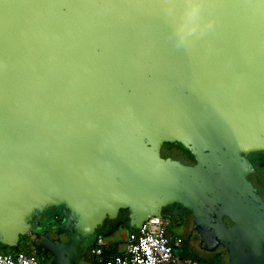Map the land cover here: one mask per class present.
Here are the masks:
<instances>
[{"label":"water","instance_id":"obj_1","mask_svg":"<svg viewBox=\"0 0 264 264\" xmlns=\"http://www.w3.org/2000/svg\"><path fill=\"white\" fill-rule=\"evenodd\" d=\"M193 3L177 47L188 0H0V243L58 206L79 257L121 209L179 203L205 249L264 264V0Z\"/></svg>","mask_w":264,"mask_h":264},{"label":"built area","instance_id":"obj_2","mask_svg":"<svg viewBox=\"0 0 264 264\" xmlns=\"http://www.w3.org/2000/svg\"><path fill=\"white\" fill-rule=\"evenodd\" d=\"M166 225L163 214L149 216L135 231L127 234L123 251L108 259L103 256L107 237L97 234L90 252L97 256L96 264H196L175 253L166 235ZM36 228L27 235L32 236ZM0 264H40V261L35 253L24 250L0 251Z\"/></svg>","mask_w":264,"mask_h":264},{"label":"flooded vegetation","instance_id":"obj_3","mask_svg":"<svg viewBox=\"0 0 264 264\" xmlns=\"http://www.w3.org/2000/svg\"><path fill=\"white\" fill-rule=\"evenodd\" d=\"M246 156L256 167V171L253 174L260 177L264 182V175L261 169L264 164V152H249ZM59 209L60 207L54 206L46 210L35 233L32 236H26L20 242L21 245L32 247L33 253L39 258L40 264L43 263L46 252L44 246H41L40 240L52 239V232L56 231L60 224V221L57 220ZM162 214L167 219L166 235L173 244L175 253L185 258V256L195 253L199 248L205 249L202 246L199 232L193 229V214L191 210L179 203H171L163 207ZM220 248L224 247H219L216 250Z\"/></svg>","mask_w":264,"mask_h":264},{"label":"rangeland","instance_id":"obj_4","mask_svg":"<svg viewBox=\"0 0 264 264\" xmlns=\"http://www.w3.org/2000/svg\"><path fill=\"white\" fill-rule=\"evenodd\" d=\"M261 169L264 175V164ZM249 178L258 187L264 198V182L253 173L249 175ZM90 241H93V238L89 237L85 240L83 253L78 257L73 255L74 253L60 250L50 238L40 240L41 246H44L46 251L42 264H90L93 261H97V256L90 252ZM24 246L23 244L22 247L24 248ZM185 258L195 261L196 264H228L229 261L224 248L215 251L199 248L195 253L187 255Z\"/></svg>","mask_w":264,"mask_h":264},{"label":"trees","instance_id":"obj_5","mask_svg":"<svg viewBox=\"0 0 264 264\" xmlns=\"http://www.w3.org/2000/svg\"><path fill=\"white\" fill-rule=\"evenodd\" d=\"M129 216H131V213L128 209H121L118 216L114 219L107 218L104 222L103 227L96 230L97 234H103V235H109L113 230L127 225L129 222ZM28 235L21 236L19 243L16 246H7L2 243H0V251H17V250H24L27 253H33L32 247L27 245L24 246V248L21 245V240L25 238ZM93 241H90V247L92 246ZM107 250L104 251V258H106Z\"/></svg>","mask_w":264,"mask_h":264},{"label":"crops","instance_id":"obj_6","mask_svg":"<svg viewBox=\"0 0 264 264\" xmlns=\"http://www.w3.org/2000/svg\"><path fill=\"white\" fill-rule=\"evenodd\" d=\"M139 221L129 216V222L127 225L119 227L113 230L107 237V244L104 247L107 250L106 259L114 256L123 251L125 246V239L130 231H135L138 228ZM97 261H93L90 264H96Z\"/></svg>","mask_w":264,"mask_h":264},{"label":"clouds","instance_id":"obj_7","mask_svg":"<svg viewBox=\"0 0 264 264\" xmlns=\"http://www.w3.org/2000/svg\"><path fill=\"white\" fill-rule=\"evenodd\" d=\"M200 14V8L197 4L193 3V0H188V6L186 9L187 23L180 28L175 34L176 46L181 47L187 43V37L193 35L197 30V25L194 23ZM212 24L209 23L208 28H211Z\"/></svg>","mask_w":264,"mask_h":264}]
</instances>
